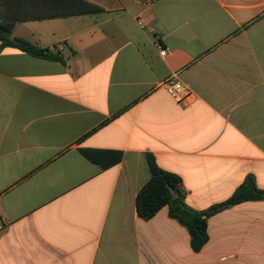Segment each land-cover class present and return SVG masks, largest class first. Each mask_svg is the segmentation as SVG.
I'll list each match as a JSON object with an SVG mask.
<instances>
[{
  "label": "crops",
  "instance_id": "obj_1",
  "mask_svg": "<svg viewBox=\"0 0 264 264\" xmlns=\"http://www.w3.org/2000/svg\"><path fill=\"white\" fill-rule=\"evenodd\" d=\"M87 1L100 11L14 28L65 64L0 51V264H264V200L210 217L200 252L167 207L136 208L148 153L197 211L249 175L264 189V0ZM174 73L188 108L161 87Z\"/></svg>",
  "mask_w": 264,
  "mask_h": 264
},
{
  "label": "trees",
  "instance_id": "obj_2",
  "mask_svg": "<svg viewBox=\"0 0 264 264\" xmlns=\"http://www.w3.org/2000/svg\"><path fill=\"white\" fill-rule=\"evenodd\" d=\"M99 11V6L87 0H0V51L6 47H14L35 58L65 64V59L60 54L29 40L13 37L17 22L65 18ZM79 152L102 170L119 164L123 159V152L118 150L80 149ZM146 161L150 179L136 198L139 217L149 221L162 208L167 207L169 217L188 231L194 252H200L209 240L210 217L243 202L264 200V189L258 187L253 175H249L230 198L206 210L197 211L186 204L180 176L160 168L151 153L146 155Z\"/></svg>",
  "mask_w": 264,
  "mask_h": 264
},
{
  "label": "built area",
  "instance_id": "obj_3",
  "mask_svg": "<svg viewBox=\"0 0 264 264\" xmlns=\"http://www.w3.org/2000/svg\"><path fill=\"white\" fill-rule=\"evenodd\" d=\"M156 48L162 57L167 55V49L159 41L156 42ZM161 87L164 88L182 108H188L198 100V94L180 78L179 73H174L166 79ZM0 228H2V225H0Z\"/></svg>",
  "mask_w": 264,
  "mask_h": 264
}]
</instances>
